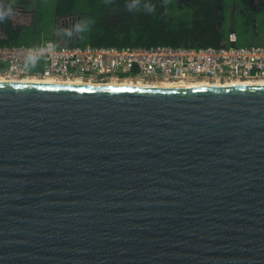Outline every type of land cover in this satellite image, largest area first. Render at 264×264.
<instances>
[{
	"label": "water",
	"instance_id": "water-1",
	"mask_svg": "<svg viewBox=\"0 0 264 264\" xmlns=\"http://www.w3.org/2000/svg\"><path fill=\"white\" fill-rule=\"evenodd\" d=\"M0 264H264V85L0 83Z\"/></svg>",
	"mask_w": 264,
	"mask_h": 264
},
{
	"label": "trees",
	"instance_id": "trees-1",
	"mask_svg": "<svg viewBox=\"0 0 264 264\" xmlns=\"http://www.w3.org/2000/svg\"><path fill=\"white\" fill-rule=\"evenodd\" d=\"M21 1L33 5L25 10L16 2L0 18V46H241L239 22L223 24L217 0H188L182 8L177 0ZM27 32L34 40L21 43Z\"/></svg>",
	"mask_w": 264,
	"mask_h": 264
},
{
	"label": "built area",
	"instance_id": "built-area-1",
	"mask_svg": "<svg viewBox=\"0 0 264 264\" xmlns=\"http://www.w3.org/2000/svg\"><path fill=\"white\" fill-rule=\"evenodd\" d=\"M0 79L185 86L257 83L264 81V46H0Z\"/></svg>",
	"mask_w": 264,
	"mask_h": 264
},
{
	"label": "crops",
	"instance_id": "crops-1",
	"mask_svg": "<svg viewBox=\"0 0 264 264\" xmlns=\"http://www.w3.org/2000/svg\"><path fill=\"white\" fill-rule=\"evenodd\" d=\"M50 0H37V2L42 3L45 5ZM2 5L5 6V9H11L16 2L22 3L25 10L31 9V4L28 1H21V0H0ZM1 5V4H0ZM220 6V8H219ZM247 6H253L258 8V6H264V0H217V7L218 10L221 9L225 12V15L222 17L219 13V19L223 24H226L228 21L232 23L238 21L239 26L241 27V34L239 38V43L243 46H257L260 43L264 45V39L261 38V35L258 33L261 26H257L259 22L264 21V19H260V15L256 14L255 18L253 19L254 23L253 26L250 24L245 26L246 20L243 9L246 10ZM27 7V8H26ZM262 13V12H261ZM2 20V19H1ZM0 20V21H1ZM245 23V24H244ZM34 40L32 34L24 33L23 38L20 40L21 43L32 42ZM43 44V43H40Z\"/></svg>",
	"mask_w": 264,
	"mask_h": 264
},
{
	"label": "bare ground",
	"instance_id": "bare-ground-1",
	"mask_svg": "<svg viewBox=\"0 0 264 264\" xmlns=\"http://www.w3.org/2000/svg\"><path fill=\"white\" fill-rule=\"evenodd\" d=\"M0 83H26V84H52V85H91V86H104V85H110V86H127V87H161V88H194V87H223V86H251V85H264V81L260 82H234L232 84L227 85H212L208 83H199L193 86H185V85H177L172 83H162V84H143V83H109V84H101V83H87V82H73V83H64V82H55L51 80H29V81H5L0 79Z\"/></svg>",
	"mask_w": 264,
	"mask_h": 264
},
{
	"label": "rangeland",
	"instance_id": "rangeland-1",
	"mask_svg": "<svg viewBox=\"0 0 264 264\" xmlns=\"http://www.w3.org/2000/svg\"><path fill=\"white\" fill-rule=\"evenodd\" d=\"M49 3L50 2L48 1V4ZM177 3L178 4L176 6L178 8H182L181 7L182 5H184L185 3L188 4V0H177ZM0 4H2V2H0ZM32 5L33 4H31V6ZM45 5L47 6V3ZM219 8H220V6H219ZM246 8H247L246 10H244V9L242 10V11H244V15L243 16H245V18H248V20H246V24L244 23L245 26L248 27V25H250V24L253 26V23H254L253 19L255 18V16H256L257 13H259L257 15H260V19H262V20L264 19V6H261V7L258 6V8H257V6H256V8L253 7V6H247ZM219 13L221 14L222 17L225 15V12L223 10H221V9H219ZM257 26H261L260 29H259V31H258V33L261 35V38L264 39V21L259 22ZM26 34H30V32H27ZM241 46H243V45H241ZM257 46H264V45L262 43H260Z\"/></svg>",
	"mask_w": 264,
	"mask_h": 264
},
{
	"label": "clouds",
	"instance_id": "clouds-1",
	"mask_svg": "<svg viewBox=\"0 0 264 264\" xmlns=\"http://www.w3.org/2000/svg\"><path fill=\"white\" fill-rule=\"evenodd\" d=\"M11 14H12V10L8 9L4 13L0 14V18H3L4 16H8V15H11ZM29 63H31V59L29 60Z\"/></svg>",
	"mask_w": 264,
	"mask_h": 264
},
{
	"label": "flooded vegetation",
	"instance_id": "flooded-vegetation-1",
	"mask_svg": "<svg viewBox=\"0 0 264 264\" xmlns=\"http://www.w3.org/2000/svg\"><path fill=\"white\" fill-rule=\"evenodd\" d=\"M0 9H5V6L1 4Z\"/></svg>",
	"mask_w": 264,
	"mask_h": 264
}]
</instances>
